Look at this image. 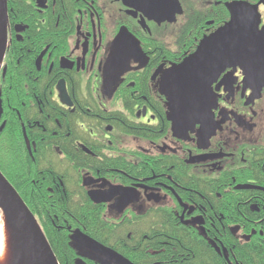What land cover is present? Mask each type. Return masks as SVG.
<instances>
[{"label": "flooded vegetation", "instance_id": "af4514ba", "mask_svg": "<svg viewBox=\"0 0 264 264\" xmlns=\"http://www.w3.org/2000/svg\"><path fill=\"white\" fill-rule=\"evenodd\" d=\"M6 3L0 146L30 164L12 180L45 238L84 264L116 263L75 232L130 264H186L188 246L237 264L264 248V74L222 71L207 120L179 135L161 92L231 4L256 7L264 45V0Z\"/></svg>", "mask_w": 264, "mask_h": 264}, {"label": "water", "instance_id": "95a60500", "mask_svg": "<svg viewBox=\"0 0 264 264\" xmlns=\"http://www.w3.org/2000/svg\"><path fill=\"white\" fill-rule=\"evenodd\" d=\"M6 4V0H0V64L7 42ZM228 9L230 21L215 34L204 38L196 51L179 65L167 70L161 92L167 97L168 119L176 135L187 133L195 124L207 120V109L210 108L207 92L211 91L212 83L222 71L238 67L247 77H251L253 71L264 74V45L262 32L258 31L256 7L234 3ZM118 40H115L116 45H119ZM0 213L16 236L18 264H58L35 217L1 173ZM71 240L78 249L86 248L116 264H130L80 232H75ZM76 264L84 263L77 260Z\"/></svg>", "mask_w": 264, "mask_h": 264}, {"label": "trees", "instance_id": "16d2710c", "mask_svg": "<svg viewBox=\"0 0 264 264\" xmlns=\"http://www.w3.org/2000/svg\"><path fill=\"white\" fill-rule=\"evenodd\" d=\"M22 0H10L11 6H13L15 9H18L20 7ZM2 148L0 146V171L4 176L8 179V181L15 187V183H13L12 178H27L30 164H27L25 162L13 161L12 164L9 165L7 168V163L4 157V152H2ZM6 156V155H5ZM8 172V173H7ZM17 190V188H16ZM32 212H34L31 207H29ZM49 230L45 229L46 238L48 240V244L51 247L52 252L54 253L56 260L58 264H76L77 263V256L74 258V253L77 254L75 249L73 250L72 246L70 244H67V241L62 236H54L51 234H48ZM178 247V245H176ZM190 248L191 251H188L189 259L186 264H219V262L216 260H212L210 254L202 249H195L192 247ZM124 253H127L124 251ZM245 254V255H244ZM244 254H241L245 257H236L237 264L245 263V261L248 262V264H264V248L261 250H251V251H244Z\"/></svg>", "mask_w": 264, "mask_h": 264}, {"label": "bare ground", "instance_id": "6f19581e", "mask_svg": "<svg viewBox=\"0 0 264 264\" xmlns=\"http://www.w3.org/2000/svg\"><path fill=\"white\" fill-rule=\"evenodd\" d=\"M0 173L2 174L1 171ZM4 178L8 181V179L5 176ZM10 185L14 188V186L11 183ZM14 190L17 192L15 188ZM8 224L9 223L6 220V217L0 213V264H18L17 240L10 225Z\"/></svg>", "mask_w": 264, "mask_h": 264}, {"label": "rangeland", "instance_id": "374dc122", "mask_svg": "<svg viewBox=\"0 0 264 264\" xmlns=\"http://www.w3.org/2000/svg\"><path fill=\"white\" fill-rule=\"evenodd\" d=\"M4 157H5V155H4ZM8 163H12V162H8ZM7 163V168L9 167V164Z\"/></svg>", "mask_w": 264, "mask_h": 264}]
</instances>
